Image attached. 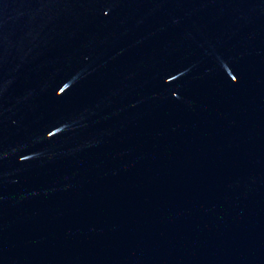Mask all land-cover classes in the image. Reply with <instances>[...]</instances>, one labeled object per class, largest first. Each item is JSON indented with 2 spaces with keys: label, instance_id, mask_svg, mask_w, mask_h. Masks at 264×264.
I'll return each mask as SVG.
<instances>
[{
  "label": "water",
  "instance_id": "95a60500",
  "mask_svg": "<svg viewBox=\"0 0 264 264\" xmlns=\"http://www.w3.org/2000/svg\"><path fill=\"white\" fill-rule=\"evenodd\" d=\"M0 264H264V0H0Z\"/></svg>",
  "mask_w": 264,
  "mask_h": 264
}]
</instances>
